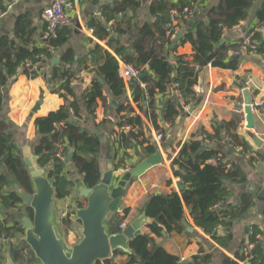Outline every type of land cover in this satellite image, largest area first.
Returning <instances> with one entry per match:
<instances>
[{
    "label": "trees",
    "instance_id": "obj_1",
    "mask_svg": "<svg viewBox=\"0 0 264 264\" xmlns=\"http://www.w3.org/2000/svg\"><path fill=\"white\" fill-rule=\"evenodd\" d=\"M10 1V0H6ZM256 0H222L219 6L208 13L207 22L194 24L180 40V45L190 44L193 57L190 61L186 56L177 55V47L172 48L173 40L184 25L173 27L171 14L174 10L186 7L195 11L196 16L206 0H180L174 4L168 0H153L149 6L150 14L155 18L151 24L145 25L134 37L131 52L126 47L114 48L116 55L127 64L140 71V76L147 74L142 81L133 86L132 101L138 110L145 115L158 134L163 132L161 123L173 125L181 113V106L194 105L198 95L195 86L206 67L236 71L242 63L244 37L235 42L226 40L225 33L241 26L248 17ZM3 0H0V11H4ZM141 7V0H113L102 9V18L93 20L89 28L100 40H107L113 47L112 34L125 35L133 28L135 14ZM130 13H133L130 15ZM103 19V20H102ZM115 20L114 28H109L110 21ZM31 22L27 16L20 18L16 25V38H0V110L4 105V88L11 85L19 72L33 79L42 66L51 64L59 58L51 74L52 92L58 94L65 102L58 111L39 118L36 125L41 139L35 146V155L40 165L48 169L47 176L54 180L56 200H64L70 196L74 181L69 178L67 166L72 163L82 177L87 188L95 187L101 178L97 160L101 150L98 137L90 134L80 124L81 111L85 108L94 115L99 100L105 101L104 92L107 88L111 97L118 102L117 112L120 117L117 132H113L114 168L126 167L130 159L128 149L142 147V153L148 157L156 152V148L146 137V124L138 115L132 104L124 96L127 82L119 75V59L110 52L97 46L92 52L95 73L92 87L85 90L81 97L77 94L75 80L77 71L72 67L76 64L73 50L61 54L72 35V27H62L54 40H44L41 48L32 41ZM264 1L257 13V26L250 28L255 32L253 45L247 47L246 53L264 55ZM246 32V31H245ZM225 40V41H224ZM255 46V48H252ZM173 61L175 63H173ZM21 70V71H20ZM145 85V87H143ZM182 102H180V98ZM162 97L161 100L159 98ZM74 119L77 122H74ZM125 126L130 130H124ZM231 144L250 153V145L239 135L231 134ZM56 144L65 149V158L56 157ZM70 149H73L71 160H68ZM259 157H264L260 154ZM0 161L7 167L22 188L33 193L32 181L27 167L17 155V145L13 136L8 133L6 123L0 121ZM172 164L178 168L179 177L184 184L182 196H154L144 206L143 212L160 224L166 231L181 232L184 230L185 207H187L195 225L201 228L219 246L228 248L233 241L231 229L234 223L245 218L255 208L254 196L249 191L240 193L236 205L227 202L231 195V186H242L248 182L247 175L239 165L226 163L222 151L205 147L203 141L191 140L182 145ZM8 181L0 175V195ZM5 205L10 208L22 203L17 193L3 196ZM4 203V201H3ZM126 213H129L128 211ZM69 215H65V219ZM124 218L115 215L109 221L111 232H122L120 225ZM7 222L0 223V241L10 239L21 229L17 226L7 227ZM154 228V227H153ZM225 228L228 233L221 237L217 231ZM155 229V228H154ZM156 234H160L155 229ZM253 248L245 251L248 246ZM0 264L4 258L1 255ZM129 254L119 252L115 258L126 256L120 264H209L212 256L205 251L196 255L192 262L183 263L180 258L169 254L163 247L154 244L147 235H140L130 241ZM247 253V254H246ZM14 259L23 264H33L35 255L25 244L14 250ZM16 257V258H15ZM264 264V226L254 225L247 243L243 242L235 255V259H227L223 264ZM100 264V263H99ZM118 264V263H116Z\"/></svg>",
    "mask_w": 264,
    "mask_h": 264
},
{
    "label": "crops",
    "instance_id": "obj_2",
    "mask_svg": "<svg viewBox=\"0 0 264 264\" xmlns=\"http://www.w3.org/2000/svg\"><path fill=\"white\" fill-rule=\"evenodd\" d=\"M65 1L68 4L67 13L73 20L74 26L72 27L70 40L61 51V54L68 50H73L76 54V64L72 68L77 71L75 84L77 94L81 97L85 90L92 87L95 79V73L91 71L94 66L92 52L98 45L117 58L118 56L114 48L118 49V47L123 46L128 48V52H131V46L137 32L145 25L155 21L149 10V6L153 0H141L140 9L135 14L130 13V15H135V18L133 28L129 33L121 36L116 32L112 34L114 42L119 43L118 45L114 44L113 47L107 43V40L100 41L95 36L93 29L89 28V24L93 20L102 18V9L104 6L110 5L113 0H102L96 3L93 0ZM168 1L174 4L180 3V0ZM221 1L206 0L205 4L198 11L197 16L184 25L179 33L184 35L194 24L200 21L207 22L208 13L213 8L219 6ZM263 1L256 0L254 2L248 19L242 23V30L227 31L225 33L226 40L235 42L243 37L245 31L257 26V13ZM11 2L12 0H3V8L5 10L3 12L0 11V38L15 39L18 20L27 16L31 22L32 41L37 47L41 48L46 36V22L42 17V13L51 4L52 0H27L15 4L10 8ZM115 25L116 21L112 20L108 24V27L112 29ZM259 30L264 33L262 28ZM175 47H177V55L186 56L190 61L192 60L194 51L190 44L183 46L180 45L179 41ZM118 59L121 60L120 58ZM173 63L175 62L173 61ZM54 67L51 64L42 66L38 75L33 79L19 72L14 78L13 83L2 89L4 93V105L0 110V121L6 123L8 126V133L13 136L17 145V155L22 161L24 146L29 147L35 154V146L41 139L36 125L37 119L58 111L65 104L58 94L52 92L51 74ZM127 84L124 98L132 104L135 112L144 120L146 124V137L155 146L156 152L159 151L161 153L163 162L150 168L129 187L118 212L113 215L114 217L118 214L124 218L120 228L123 224L127 227L144 214L143 208L152 197L170 196L173 194L182 196L183 190L181 191L177 184L181 182L183 187L184 184L179 177L178 168L172 162L178 155L182 145L191 140L203 141L205 147L222 151L226 163L239 165L247 175L248 182L245 185L255 186L258 184L262 187L264 182V158L261 159L259 155L261 154L264 157V151L258 149L250 140L243 112L238 110L237 106L245 105V93L247 92L245 89L249 87L250 89L247 93H249L252 99V107L257 108V111L253 112L256 124L254 133L264 141V55L244 52L242 63L236 71L213 68L211 66L206 67L200 74L199 82L195 86L199 90L194 89L198 95L194 105L181 106L183 110H181L179 117L173 125L167 123L160 124L164 136L162 140H158L157 131L149 123L145 115L138 110L137 105L133 103L132 84L129 82ZM104 96L106 98L105 101H98L94 115L88 114L87 110L83 108L81 111L82 119L80 120L83 129L100 140L101 150L97 160L101 173L107 171L109 161L114 166L113 132L119 130L118 123L120 119L117 112L118 102L111 97L107 88L105 89ZM161 99L162 97L159 98V100ZM229 132L244 138L251 147L250 153L246 154L240 147L234 148L231 144ZM127 152L130 159L127 161L126 167L117 170L114 168L116 175L119 177H122L132 166L138 165L141 157H145L142 153V147H132ZM138 154L140 155L138 156ZM67 171L69 172L68 177L72 178L75 185L70 190L71 194L68 198L56 200L55 220L63 234L66 246L72 248L82 238L80 234L82 224L77 220L75 211L85 208L88 202L79 193L80 186L77 185V180L80 182L83 180L75 165L69 163ZM0 175L5 176L8 181L3 195H0V223L6 221L8 228H12L15 225L21 229V232L17 233L14 237L0 241V245L2 246L1 255L4 258L3 264H6L8 259H11L14 264H19V261L14 259V250L18 246L27 244L21 240V235L24 234L25 230L24 224L18 216H32V210L24 207L23 202L14 208L5 205L3 196L17 193L14 186L20 184L1 161ZM245 185H233L230 187L231 195L227 200L229 204L236 205L240 193L249 191L244 188ZM254 202L255 208L252 212L234 223L231 229L233 241L228 248L219 246L201 228H198L187 207H185L184 220L188 226L183 225V231L169 234L166 229L158 224L160 229L154 227L159 231L160 234L158 235L155 233L153 226L143 225L142 235L149 236L155 245L163 247L169 254L180 258L183 263L192 262L196 255L201 251H205L212 256L209 264H223L229 258L235 259V255L242 243H247L251 228L254 225L264 226V212L263 210H258L255 198ZM127 211L129 213H126ZM67 214L69 217L63 220ZM108 227L111 232L109 223ZM189 229L193 231L191 232ZM217 233L223 237L228 233V230L219 228ZM123 253L129 254L127 252ZM126 259V256H120L114 258L113 261L114 264H120ZM35 263L36 260L33 264Z\"/></svg>",
    "mask_w": 264,
    "mask_h": 264
},
{
    "label": "water",
    "instance_id": "obj_3",
    "mask_svg": "<svg viewBox=\"0 0 264 264\" xmlns=\"http://www.w3.org/2000/svg\"><path fill=\"white\" fill-rule=\"evenodd\" d=\"M97 1L102 0H93L94 3ZM182 37L183 34L179 33L171 47L174 48ZM59 63L60 60L55 58L51 65L54 67ZM146 76L147 74L140 76L133 86ZM245 96V105H239L237 108L246 114V129L250 140L258 149L264 151V141L254 133L256 124L252 99L247 92ZM180 109L183 110L182 107ZM72 155L73 149H70L68 160H71ZM22 157L32 181L33 193H29L18 184L14 187L22 199L23 206L32 210V217L23 215L18 217L24 224L25 230L21 240L35 255V264H114L113 260L117 253L122 251L130 253L129 243L143 234V225L160 229L158 223L147 217L145 213L121 233L112 234L108 227L109 221L118 212L131 184L150 168L163 162L159 151L147 158L141 157L139 164L132 166L122 177L116 175L114 166L109 161L107 171L101 173L99 183L93 188H87L77 180V185L80 186L79 193L88 204L85 208L75 211L77 220L82 224L80 229L82 238L72 248L66 246L63 234L55 220L57 202L54 180L47 176L48 169L40 165L39 157L29 147L24 146ZM177 185L181 191L184 190L181 182ZM244 188L253 193L258 210L264 212V182L262 187L258 184L255 186L247 184ZM183 225L188 226L185 220ZM189 231L193 230L189 229ZM6 264L14 263L8 259Z\"/></svg>",
    "mask_w": 264,
    "mask_h": 264
},
{
    "label": "built area",
    "instance_id": "obj_4",
    "mask_svg": "<svg viewBox=\"0 0 264 264\" xmlns=\"http://www.w3.org/2000/svg\"><path fill=\"white\" fill-rule=\"evenodd\" d=\"M27 0H12L11 4L9 7L11 8L15 4L24 2ZM67 8L68 4L65 0H52L51 4L47 6L43 13L42 17L44 21L46 22V36L45 40L51 41L55 40L58 37V31L62 27H73L74 22L73 20L69 17L67 13ZM196 17V13L194 10L186 7L182 10H174L171 14V22L172 26H178L181 23L184 22H189L193 20ZM235 30L241 31L242 30V25L238 26ZM254 36L255 32H249L246 31L243 35L244 37V47L243 51L245 52L247 50V47L250 45H253L254 42ZM252 48H255L253 46ZM119 75L122 79H124L127 82H132V81H137L140 77V71L134 67L131 64H127L123 62L122 60H119ZM21 71V70H20ZM145 87V85H143ZM199 90L198 88H195ZM249 87H247L245 90L248 92ZM180 102H182V98L179 96ZM257 111V108H253V112ZM243 118L244 121H246V114L243 112ZM124 130H130V127L125 126L123 128ZM158 140H162V135L158 134ZM232 141V140H231ZM56 157L58 159H64L66 154H65V149L64 146L61 144H56ZM126 225L123 224L121 226V229H125ZM253 248L252 246H248L247 249L245 250L248 253V249ZM246 253V254H247ZM243 264H248V263H243Z\"/></svg>",
    "mask_w": 264,
    "mask_h": 264
},
{
    "label": "flooded vegetation",
    "instance_id": "obj_5",
    "mask_svg": "<svg viewBox=\"0 0 264 264\" xmlns=\"http://www.w3.org/2000/svg\"><path fill=\"white\" fill-rule=\"evenodd\" d=\"M30 217H32V216H30ZM3 240H5V239H3ZM29 249H30V248H29ZM30 250H31V249H30ZM19 264H23V263H22V262H21V263L19 262Z\"/></svg>",
    "mask_w": 264,
    "mask_h": 264
}]
</instances>
